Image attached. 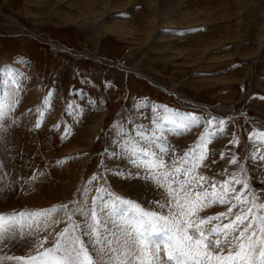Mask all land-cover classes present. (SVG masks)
Masks as SVG:
<instances>
[{
    "label": "rangeland",
    "instance_id": "1",
    "mask_svg": "<svg viewBox=\"0 0 264 264\" xmlns=\"http://www.w3.org/2000/svg\"><path fill=\"white\" fill-rule=\"evenodd\" d=\"M8 69L26 79L16 109L23 117L0 128V214L57 210L47 227L42 219L30 234H7L0 264H21L7 257L34 255L40 241L47 238L44 247H50L58 232L82 224L79 212L69 221L61 206L90 210L99 188L107 193L101 207L111 217L109 228L117 233L134 213L115 197L160 211L154 201L166 202L163 189L136 176L117 127L147 126L152 105L225 119L198 171L220 181L224 169H239L219 154H235L248 188L247 202L234 213L251 207L253 198L264 204V164L250 159L248 139L264 129V0H0V95L10 88ZM49 89L53 95L37 129L36 110ZM203 130L169 131L167 142L180 153ZM234 137L238 147L229 145ZM228 206L211 204L198 215ZM123 209L127 215H120ZM257 212L264 215L262 208ZM82 238L94 264H106L92 238Z\"/></svg>",
    "mask_w": 264,
    "mask_h": 264
},
{
    "label": "snow or ice",
    "instance_id": "2",
    "mask_svg": "<svg viewBox=\"0 0 264 264\" xmlns=\"http://www.w3.org/2000/svg\"><path fill=\"white\" fill-rule=\"evenodd\" d=\"M22 79L26 77L21 78L13 69L7 70L5 83L10 88L0 95V128L8 123L15 124L24 115L16 112L23 91ZM52 95L49 89L43 98V107L36 110L33 126L37 129L41 127L44 108L49 106ZM69 107L78 110L77 106ZM151 112L152 116L146 117L149 121L147 126L139 123L127 129L123 125L117 127L120 147L130 164L138 170L136 176H143L163 189L166 202L154 201L160 211L146 210L139 203L115 197L117 203L128 205L134 213L126 228H120L117 233L109 228L111 217L101 207L103 196L107 193L99 188L97 195L92 197L90 210L79 204L75 208L67 204L61 206L67 210L69 221L79 212L84 218L82 224H70L58 232L50 247H44L47 238L40 241L34 255L9 256V260L21 264H94L95 257L82 238L89 236L92 247L99 250L97 255L106 264H264V215L258 212L254 215V210L264 209V204H257L253 198L251 207L234 213L238 204L247 202L244 190L248 188V184L241 179L243 167L238 156L224 152L219 154L220 159L239 169H224L222 174L225 178L220 181L198 171L206 167L208 145L213 136L224 131L226 120L180 113L164 105H152ZM201 125L204 130L185 151L177 153L167 142V132L179 134ZM68 131L64 130L65 135ZM248 139L252 141L250 159L264 164V129L253 130ZM229 145L238 147L239 140L234 137ZM236 185L241 187L240 191H237ZM215 203L229 205L227 211L205 217L198 215ZM56 210L0 214V243L7 234L15 235L17 231L21 236L30 234L39 228L42 219L47 227V218ZM101 212L105 213L104 220L100 219ZM127 214L128 209L120 212V215Z\"/></svg>",
    "mask_w": 264,
    "mask_h": 264
},
{
    "label": "bare ground",
    "instance_id": "3",
    "mask_svg": "<svg viewBox=\"0 0 264 264\" xmlns=\"http://www.w3.org/2000/svg\"><path fill=\"white\" fill-rule=\"evenodd\" d=\"M164 4V3H163ZM170 4V3H169Z\"/></svg>",
    "mask_w": 264,
    "mask_h": 264
}]
</instances>
